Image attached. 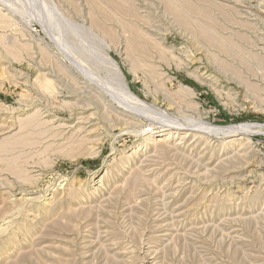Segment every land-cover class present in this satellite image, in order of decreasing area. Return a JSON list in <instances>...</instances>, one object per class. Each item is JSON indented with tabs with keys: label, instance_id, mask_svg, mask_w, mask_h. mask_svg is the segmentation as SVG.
Returning <instances> with one entry per match:
<instances>
[{
	"label": "rangeland",
	"instance_id": "rangeland-1",
	"mask_svg": "<svg viewBox=\"0 0 264 264\" xmlns=\"http://www.w3.org/2000/svg\"><path fill=\"white\" fill-rule=\"evenodd\" d=\"M248 123L264 0H0V264H264Z\"/></svg>",
	"mask_w": 264,
	"mask_h": 264
},
{
	"label": "bare ground",
	"instance_id": "bare-ground-1",
	"mask_svg": "<svg viewBox=\"0 0 264 264\" xmlns=\"http://www.w3.org/2000/svg\"><path fill=\"white\" fill-rule=\"evenodd\" d=\"M43 86V85H42ZM44 86L46 88H51L52 90L54 87L50 83H46ZM45 88V87H44ZM184 127V126H183ZM12 128V126H11ZM175 128V127H174ZM189 128V127H188ZM213 129V128H212ZM194 130V129H193ZM213 130L218 131L217 133H234L242 130H251V131H260L264 132V123H251V124H242L240 126H233V125H227V126H216ZM215 132V131H214ZM245 132V131H244ZM158 138V137H157ZM156 138V139H157ZM159 140V139H158ZM230 141V140H229Z\"/></svg>",
	"mask_w": 264,
	"mask_h": 264
}]
</instances>
